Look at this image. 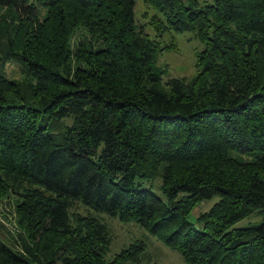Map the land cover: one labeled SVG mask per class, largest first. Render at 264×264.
Segmentation results:
<instances>
[{
    "label": "trees",
    "instance_id": "trees-1",
    "mask_svg": "<svg viewBox=\"0 0 264 264\" xmlns=\"http://www.w3.org/2000/svg\"><path fill=\"white\" fill-rule=\"evenodd\" d=\"M143 1L157 38L137 0H0V205L18 216L0 264L142 261V240L108 258L110 229L78 204L186 264H264V0ZM187 31L197 73L163 86L175 45L158 39Z\"/></svg>",
    "mask_w": 264,
    "mask_h": 264
},
{
    "label": "rangeland",
    "instance_id": "rangeland-1",
    "mask_svg": "<svg viewBox=\"0 0 264 264\" xmlns=\"http://www.w3.org/2000/svg\"><path fill=\"white\" fill-rule=\"evenodd\" d=\"M212 1L213 0H199L201 5L212 3ZM156 14H159V12L154 8L145 4L143 0H137L136 21L138 25L144 26L145 32L149 33L151 38H157L153 28L149 24L152 16ZM79 33L80 31L77 32V34ZM79 38L80 36L77 35L75 40L77 41ZM158 40L164 47L171 44L175 45V49L165 50L161 52L159 56V66L168 67L162 77L161 85L166 86V83L174 78H192L197 73V55L203 50L204 45L200 42L196 33L190 31L182 33L171 32ZM86 43L89 44V40H86ZM99 46V44H95V48ZM217 201L218 197H214L210 201L199 204L189 215V222L199 229L200 226L197 223L198 216L208 211ZM15 203V199L10 198L0 205V235H2L6 241L10 240L11 243L13 240L18 239V232L16 229V219L18 216L15 212ZM76 210L84 215L91 212L107 224L113 238L109 253L107 254L108 258H112L132 242L142 240L146 243L147 248L145 256L139 264H186L179 253L166 247L155 236L151 235L146 228L139 224H123L116 218H112L107 214L98 213L90 207H84L82 204H78ZM258 220L259 218L257 217H251L241 223L240 226L254 223Z\"/></svg>",
    "mask_w": 264,
    "mask_h": 264
}]
</instances>
